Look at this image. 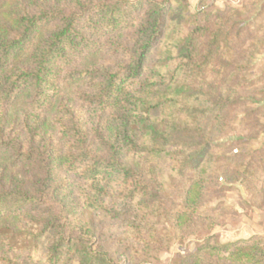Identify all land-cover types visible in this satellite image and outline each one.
I'll return each mask as SVG.
<instances>
[{"label":"trees","instance_id":"1","mask_svg":"<svg viewBox=\"0 0 264 264\" xmlns=\"http://www.w3.org/2000/svg\"><path fill=\"white\" fill-rule=\"evenodd\" d=\"M184 3L25 0L10 8L0 0V158L27 174L0 184V232L4 217H28L35 227L15 241L27 244L28 260L118 264L119 247L145 258L163 248L169 231L159 224L177 234L212 222L202 199L210 184L231 179L224 169L213 172L210 144L225 112L240 102L237 88L254 51L233 66L231 43L244 32L240 10L191 15ZM127 33L129 46L111 40ZM102 44L114 62L71 66ZM61 82L89 90L77 96L89 127L63 104ZM17 106L25 112L15 130L7 122ZM258 166L264 170V158ZM252 167L250 158L244 174L255 177ZM173 199L169 216L162 207ZM179 264H264V238L220 244L211 235Z\"/></svg>","mask_w":264,"mask_h":264},{"label":"rangeland","instance_id":"2","mask_svg":"<svg viewBox=\"0 0 264 264\" xmlns=\"http://www.w3.org/2000/svg\"><path fill=\"white\" fill-rule=\"evenodd\" d=\"M21 2L25 0H10L9 7L12 8L14 4ZM184 6L191 15L199 14V12L208 13L213 10L222 13L231 9L240 10L242 14L237 17V21L238 25L244 28V32L238 40H233L231 43L235 51L231 58L233 66L238 65L244 59L242 54L249 48L254 51L248 62L249 68L242 76L237 88L240 102L225 112L220 126L216 129V137L210 144L209 153L213 158L209 164L213 166V172L217 176L219 173L222 174V169H224L229 173L228 179L231 180L229 184H223L222 187L220 180L213 182L202 199L200 209L210 212L208 217L212 222L184 226L177 234H174L169 225L159 224L157 228L165 227L169 231L166 234L168 238L163 241V248H159L155 254L145 258V256H138L119 247L116 256L118 264H179L181 259L187 258L203 243L205 238L211 235L220 244L251 237L264 238V170L258 168V164L260 165V161L264 158V0H185ZM9 7L6 9L8 10ZM0 19H2L1 12ZM50 29L52 25H46L43 33ZM130 37L132 35L127 33L124 36L113 37L111 40L129 46ZM109 38H102L101 43ZM113 55V49H108L105 44H102L96 54L87 59L77 60L71 66L107 65L116 60ZM154 60L155 55H152L148 67L153 64ZM59 85L64 86L60 93L63 104L66 107H73L76 112L80 113L86 123L85 126L89 127L91 125L89 114L77 99L78 93L89 90L79 83L70 85L61 82ZM229 85L232 86L233 82H229ZM55 111L54 109L46 113L47 119H51ZM24 112L23 106L9 110L8 127L19 129ZM229 157H234V159L230 161ZM250 158L253 163L251 169L256 171L255 177L244 174ZM238 173H241V178L235 176ZM26 176L24 168L13 166L0 158V184L7 185L10 180L23 181ZM171 197H174V193ZM177 204L178 201L174 199L166 202L163 204V211L172 216ZM76 215L79 216V214ZM4 218L2 225L5 229L2 236L0 232V258L10 259L16 264H38L35 260L27 259L28 252L24 250L27 244L22 239L15 244L20 232L35 226L28 217L19 216L17 212ZM81 219L88 221L92 219V216L83 215ZM102 225V222L97 223L98 228ZM104 244L107 246L105 239ZM113 245L115 244H111Z\"/></svg>","mask_w":264,"mask_h":264}]
</instances>
